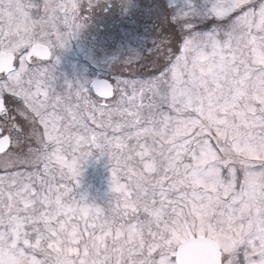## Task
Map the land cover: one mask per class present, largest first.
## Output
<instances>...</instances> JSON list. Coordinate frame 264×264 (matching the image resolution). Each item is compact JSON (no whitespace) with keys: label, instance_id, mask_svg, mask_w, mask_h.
Segmentation results:
<instances>
[{"label":"snow or ice","instance_id":"6c2138e0","mask_svg":"<svg viewBox=\"0 0 264 264\" xmlns=\"http://www.w3.org/2000/svg\"><path fill=\"white\" fill-rule=\"evenodd\" d=\"M139 6L0 0V264H264V0H218L207 36L161 4L147 57L58 91L92 15ZM93 150L106 208L74 194Z\"/></svg>","mask_w":264,"mask_h":264},{"label":"rangeland","instance_id":"374dc122","mask_svg":"<svg viewBox=\"0 0 264 264\" xmlns=\"http://www.w3.org/2000/svg\"><path fill=\"white\" fill-rule=\"evenodd\" d=\"M140 1L141 2H139L140 6L138 7V9L132 12L133 18L137 21V22L136 21L134 22L133 29L136 28L138 33H142L144 30L148 31V29L153 28V26L156 27L155 29L158 28L159 30L160 25H161V14H160L161 4H164L165 7H168V10L174 14L182 13L185 11L184 9L186 8L189 9V7L191 6V10L195 13V15H197V13L200 11V7H202L203 4L206 5L208 9L210 10V12L212 13V9L218 3V0H191L192 2L191 5L183 7L182 5L185 0H140ZM194 16H191L190 18H193ZM95 17L97 18L98 15H96ZM227 26H228L227 21H222L218 25H216L215 29L212 30L211 32L209 31L201 32V31L194 29L195 30L194 34L201 35V36H207L214 32L222 33L223 30ZM114 33L116 34V32ZM217 39L220 40V42H223L222 35L218 36ZM121 42H122V39L118 40L117 43H114L115 47H119ZM137 42H138V46L142 49L140 51H137L135 47L133 46L129 47V51L127 53L128 55L125 56L126 57L125 60L129 59L130 57H136L139 59V58L147 57L149 55L150 50L152 48V43H149L146 46L145 43L139 38ZM103 45H104V40L102 39V42L99 43V46L100 47L102 46L100 48L102 51L100 52L103 55L101 57L97 56V66H96L97 70L96 71H97L98 76L103 75L109 65V62L108 63L103 62L102 58L105 56L108 57V55H114L112 54L110 47H108V50H106L105 48H103ZM95 46L97 47V43ZM67 47H68L67 49L71 53H73V48L69 45ZM118 55L122 56L123 54L119 52ZM256 62L259 64H264V59L257 58ZM76 72L78 73L79 78L83 80H84L85 75H89V69L85 68V66L81 62L76 65ZM69 79L71 78H69L66 75L65 83L68 82ZM98 156L101 157L102 155L99 154ZM87 162H88V159H87ZM100 169L99 171H101ZM95 176L96 174L90 176V173L86 172V169L85 168L83 169V167H81V173H80V176L78 177V183L74 185V194L76 195L77 199L81 200L85 204L101 207V205L98 204L99 202L96 201L97 199L95 197V194H98L100 196L99 198H102L104 195L112 196V193H111V188L104 192L101 191L99 188L102 187V182H103L101 181L102 178L97 180L96 178H94ZM108 177H111V171L108 174ZM102 193L103 195H100ZM89 244H91V241H89Z\"/></svg>","mask_w":264,"mask_h":264},{"label":"flooded vegetation","instance_id":"af4514ba","mask_svg":"<svg viewBox=\"0 0 264 264\" xmlns=\"http://www.w3.org/2000/svg\"><path fill=\"white\" fill-rule=\"evenodd\" d=\"M191 1V0H185ZM139 2H141L139 0ZM113 13L115 16H112ZM98 15L96 18L95 16ZM127 14H121L117 11H97L92 16L90 23L80 31L75 38L70 39L68 45L73 48V53H71L67 48V46L59 50L57 53L58 63L56 64L55 76H56V84L57 90H61L67 86V84H76L80 81H88V80H96L97 75V55L102 51L99 46V43L102 42V39L105 38L106 30H110L116 32V34L120 31V38L122 39L121 46L127 44V28L128 25H124L126 21ZM98 31H101L103 36L100 38L97 37ZM110 37H107L108 40H104L103 48L108 50V47L112 49L113 42L117 43V39L115 41L109 42V40L113 39L112 34ZM97 41V42H96ZM97 43V47L95 46ZM115 46V44H114ZM118 48V47H116ZM123 49V48H121ZM83 63L85 68L89 69V75H85L84 80L79 78L78 73L76 72V65L79 63ZM68 76V82L65 83V76ZM96 150H93L92 155ZM92 155L90 157H92Z\"/></svg>","mask_w":264,"mask_h":264},{"label":"trees","instance_id":"16d2710c","mask_svg":"<svg viewBox=\"0 0 264 264\" xmlns=\"http://www.w3.org/2000/svg\"><path fill=\"white\" fill-rule=\"evenodd\" d=\"M191 4H192L191 1H184L182 6L185 7V6H189ZM184 10L187 11L188 8H186ZM111 15L115 16L113 13H111ZM191 19L194 21V29L201 31V32H206V31L211 32L212 30L215 29L216 25H218L220 22H222V21L217 20L214 17V15L210 12L208 7L204 4L202 5V7H200V11L197 13V15H195ZM135 21L136 20L133 18V13L127 14L126 21L124 23V25H128V28H127V44H125L123 46L120 45L118 48H116L114 46L115 42H113L111 52L114 55H108V57L107 56L103 57L102 58L103 62H105V63L109 62V64H110L113 61H121V62L125 61V58H126L125 56L128 55L127 53L129 51V47H131V46L135 47V49L137 51H140L142 48H140L138 46V42H137L138 38L141 39L145 43L146 46L149 43L153 42L154 36H155L156 32L158 31V28L155 29L156 27L153 26V28H149L148 31L144 30L142 33H138L136 28L133 29ZM110 34H112L113 39L109 40V42L115 41V39H117V41L121 40L120 31L117 34H115L114 31L110 32V30H106V33H105L106 39H104L105 41L108 40L107 37L111 36ZM102 36H103V34L101 33V31H98L97 37L101 39ZM121 48H123V49H121ZM119 52H121L123 55L119 56L118 55ZM99 54H101V53H98V55H97L98 57H101L103 55V54H101V55H99ZM99 154H100L99 151L96 150L95 153L92 155V157L88 158V162L87 161L84 162L81 165V167H83V169L85 168L86 172L90 173V176L96 174V176L94 178H96L97 180L102 178V180H101V181H103L102 187H100L99 189L104 192V191H107L108 189L111 188L110 187L111 177H108V174L112 170V165H111L110 159L107 155H102L101 157H99L98 156ZM99 169L101 171H99ZM100 195H103V193ZM95 197L97 199L96 201L99 202L98 204H100L101 207H103V208H106L112 199V196H106V195H104L102 198H99L100 196L98 194H95ZM145 239H147V237H145Z\"/></svg>","mask_w":264,"mask_h":264},{"label":"water","instance_id":"95a60500","mask_svg":"<svg viewBox=\"0 0 264 264\" xmlns=\"http://www.w3.org/2000/svg\"><path fill=\"white\" fill-rule=\"evenodd\" d=\"M201 239H203V237H201Z\"/></svg>","mask_w":264,"mask_h":264}]
</instances>
